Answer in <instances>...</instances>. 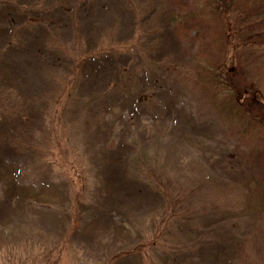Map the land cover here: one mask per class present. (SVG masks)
Segmentation results:
<instances>
[{"label": "rangeland", "instance_id": "374dc122", "mask_svg": "<svg viewBox=\"0 0 264 264\" xmlns=\"http://www.w3.org/2000/svg\"><path fill=\"white\" fill-rule=\"evenodd\" d=\"M226 1L0 0V264H264V0Z\"/></svg>", "mask_w": 264, "mask_h": 264}, {"label": "trees", "instance_id": "16d2710c", "mask_svg": "<svg viewBox=\"0 0 264 264\" xmlns=\"http://www.w3.org/2000/svg\"><path fill=\"white\" fill-rule=\"evenodd\" d=\"M213 1L209 0V4H207L212 12L219 14L227 9L229 2L226 0H217L219 5L216 7H213ZM229 45L231 46V42ZM194 59V65L197 66L195 68V80L199 92L210 101L214 108L224 109L238 117L241 116L239 111L242 106L239 103L245 100L249 104L251 100H254L251 94L252 90L241 87L243 69L236 68L234 63L230 59L226 60V58L212 63L209 62L210 58L197 56ZM243 114H248L247 110ZM249 116L250 125L254 127L250 131H256L255 129L262 131L264 129V108L253 110ZM260 187L264 195V182Z\"/></svg>", "mask_w": 264, "mask_h": 264}]
</instances>
